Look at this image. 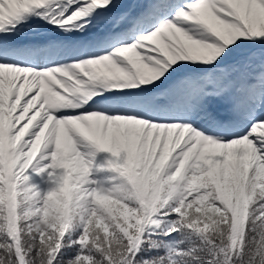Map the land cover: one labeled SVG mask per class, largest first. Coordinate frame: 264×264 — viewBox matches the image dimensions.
<instances>
[{"label":"snow or ice","instance_id":"snow-or-ice-1","mask_svg":"<svg viewBox=\"0 0 264 264\" xmlns=\"http://www.w3.org/2000/svg\"><path fill=\"white\" fill-rule=\"evenodd\" d=\"M0 264H264V0H0Z\"/></svg>","mask_w":264,"mask_h":264},{"label":"trees","instance_id":"trees-1","mask_svg":"<svg viewBox=\"0 0 264 264\" xmlns=\"http://www.w3.org/2000/svg\"><path fill=\"white\" fill-rule=\"evenodd\" d=\"M115 159L116 158L112 157L110 153H103L97 156L96 160L93 162V166L89 169L88 179L93 182L90 186L110 187L113 184L121 182L122 178L119 177L118 172L108 167V161ZM120 159L122 160V156ZM47 163L48 162L43 160L39 165H37V167H43ZM59 172L60 170H57V175ZM47 173L48 170L37 173L30 167L25 172V175L29 177V179L25 182L26 185L34 186V189L38 191L41 196H43L47 191L56 186L55 182L49 178Z\"/></svg>","mask_w":264,"mask_h":264},{"label":"rangeland","instance_id":"rangeland-1","mask_svg":"<svg viewBox=\"0 0 264 264\" xmlns=\"http://www.w3.org/2000/svg\"><path fill=\"white\" fill-rule=\"evenodd\" d=\"M23 123V122H22ZM77 139V143H81L82 141L79 139V138H76ZM90 151L94 153V155L92 156V163L94 162V160H96V157L98 156V154L100 153L99 150H96L95 148H90ZM46 154V153H45ZM93 166V164L91 165V167ZM90 167V168H91Z\"/></svg>","mask_w":264,"mask_h":264}]
</instances>
